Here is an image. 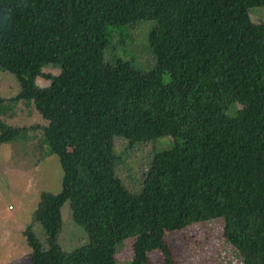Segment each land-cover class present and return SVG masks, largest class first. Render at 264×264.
<instances>
[{
    "label": "trees",
    "instance_id": "trees-1",
    "mask_svg": "<svg viewBox=\"0 0 264 264\" xmlns=\"http://www.w3.org/2000/svg\"><path fill=\"white\" fill-rule=\"evenodd\" d=\"M256 6L264 0H0V71L19 86L0 108L25 102L47 122L0 121V144L40 132L42 157L54 154L61 169L59 191H40L31 218L44 246L30 224L22 231L31 264H120L127 238L121 264H147L154 226L215 218L242 264H264V23L248 15ZM139 20L153 21L147 71L105 54L117 34L107 29ZM161 136L181 142L153 153L127 188L113 140L131 147ZM64 202L88 239L70 251L57 242ZM158 248L161 264H176L164 241Z\"/></svg>",
    "mask_w": 264,
    "mask_h": 264
},
{
    "label": "rangeland",
    "instance_id": "rangeland-1",
    "mask_svg": "<svg viewBox=\"0 0 264 264\" xmlns=\"http://www.w3.org/2000/svg\"><path fill=\"white\" fill-rule=\"evenodd\" d=\"M253 23H264V7L248 9ZM153 25L152 20H139L134 24L108 28L117 34H108L106 57L109 61L120 59L133 67L147 71L154 67L155 60L148 45L147 34ZM56 74V68L42 69ZM161 81L167 83V73L161 75ZM38 86H45L47 81L36 77ZM19 89L14 76L0 71V96H12ZM25 103V102H23ZM0 121L19 126L46 125L39 114L30 105H3L0 108ZM179 137L161 136L145 142H137L127 147L126 140L115 138L114 151L119 157L115 173L129 189L138 187L153 153L168 149L180 143ZM79 143L69 149H77ZM46 146L40 132L20 135L15 140L0 144V264H31L30 249L25 243L22 231L27 225L42 246L43 231L33 221L32 214L40 191L56 193L60 189L61 169L54 154L43 156ZM61 230L57 242L64 251L88 242L84 229L73 222L68 207L64 202L60 208ZM222 218L209 219L194 224L175 221L163 222L154 226L146 236L147 264H161L159 242L162 240L171 250L176 264H242L236 249L222 237ZM131 238L125 239L116 253L118 263L130 258Z\"/></svg>",
    "mask_w": 264,
    "mask_h": 264
},
{
    "label": "crops",
    "instance_id": "crops-1",
    "mask_svg": "<svg viewBox=\"0 0 264 264\" xmlns=\"http://www.w3.org/2000/svg\"><path fill=\"white\" fill-rule=\"evenodd\" d=\"M17 92H15V94H16ZM15 94H13L12 96H14ZM1 98H9V97H11V96H7V97H3V96H0ZM15 106H23V103L22 102H17L16 104H15ZM9 125H14V126H19V125H17V124H9Z\"/></svg>",
    "mask_w": 264,
    "mask_h": 264
}]
</instances>
